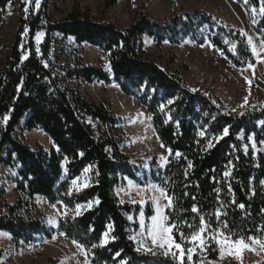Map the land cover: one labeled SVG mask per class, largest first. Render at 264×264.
<instances>
[{"label": "trees", "instance_id": "obj_1", "mask_svg": "<svg viewBox=\"0 0 264 264\" xmlns=\"http://www.w3.org/2000/svg\"><path fill=\"white\" fill-rule=\"evenodd\" d=\"M13 1L0 0V19ZM48 2L41 0L37 8L34 0H20L15 39L0 67V169L16 171L19 196L14 204L4 205L10 215H0V231L25 242L62 232L84 246L92 264H179L164 251L139 248L131 237V229L138 224L129 215L138 212L140 205L121 203L114 191L116 185L131 179L167 189L174 211L167 209L166 214L170 222L181 223L179 231L186 237L198 229L200 216L216 228L219 211L221 222L226 220L229 231L237 234L233 239L240 235L264 238V231H259L264 226V151L259 149L264 140V106L245 110L243 115L228 110L221 101L188 87L178 73L148 58L142 42L144 35L157 42L209 40L235 67H243L255 63L244 35L204 10L179 12L164 20L141 15L119 28L94 20L78 8L54 20ZM238 2L264 40V15L251 11L253 6L259 9L258 0ZM40 30L44 37L37 45L34 37ZM83 43L100 49L109 68L86 62L80 51ZM79 80L114 83L124 94L136 97L150 114L161 143L172 150L166 165L160 167L154 159L149 170L141 171L131 162L120 151L121 139L111 133L124 118L112 113L107 104L86 99L74 86ZM169 99L175 102L161 111L160 105ZM21 123L46 133L52 141L49 149H33L23 141L15 133ZM226 126L228 135L212 139L221 136ZM201 131L205 136L199 135ZM249 136H254L255 149ZM209 140L211 148H207ZM177 151L180 157L175 156ZM189 160L192 167H188ZM86 168L87 187L76 188L71 181L79 179ZM229 169L225 178L223 173ZM36 196L68 206L67 216L60 218L56 229L17 214L34 205ZM96 200L98 204L82 208L75 216V205ZM194 204L199 213L192 212ZM146 213L150 216L152 211L146 209ZM184 221L193 228L183 226ZM105 232L108 242L101 244ZM174 235L180 242L179 235ZM94 244L97 247L92 248ZM183 246L187 249L192 244ZM218 256L213 242L203 254L197 250L193 264H214Z\"/></svg>", "mask_w": 264, "mask_h": 264}, {"label": "rangeland", "instance_id": "obj_2", "mask_svg": "<svg viewBox=\"0 0 264 264\" xmlns=\"http://www.w3.org/2000/svg\"><path fill=\"white\" fill-rule=\"evenodd\" d=\"M19 2L20 0H14L8 4L0 19V67L10 53L15 39ZM48 4L49 15L54 20L62 19L70 10L78 8L82 12H87L94 20L109 21L119 28L126 27L141 15L164 20L179 12L204 10L238 30L247 42L249 37L252 38L253 43L249 47L252 51V47L255 46L256 53L252 51L255 63L251 67L249 65L235 67L209 40L203 43L191 39L180 43L169 41L165 43L144 35L142 42L146 56L162 68L178 73L188 87L221 101L232 112L241 113L264 106V45L253 30L247 12L238 0H49ZM38 32L43 33L39 40L36 38ZM38 32L34 37L37 45L44 37V31ZM80 51L86 62L109 68L106 55L97 47L83 43ZM74 86L89 101L103 102L112 113L124 118L122 123L111 128V133L121 139L120 151L139 166L141 171L149 170L154 159L158 166L166 165L169 157L168 148L161 143L152 126L150 114L136 97L124 94L114 83L103 81L79 80L74 82ZM245 97L248 98V103L241 108ZM93 124L97 125L95 122ZM23 125L24 123H21L15 132L23 141L33 149L37 147L49 149L52 141L46 133L38 127L28 129ZM259 149L264 151V143L260 144ZM161 156L167 159L162 161ZM15 177V170L0 169V215L9 216L8 208L4 205L14 204L19 197ZM88 177L87 170L77 179L74 186L81 188L88 184ZM152 185L158 184L140 185L131 179H125L124 183L114 187V191L121 203L140 205L138 212L129 215L131 222L138 224L137 229H131V237L136 245L144 250L164 251L154 247L147 234L148 226L152 223L151 217L156 214V206L151 202ZM162 203L166 204L167 201ZM33 204L17 210V214L42 220L48 228L56 229L60 218L64 216L62 213L66 212L64 204L60 201L49 202L43 196H36ZM146 209L152 211L150 216H147ZM166 211L167 209L165 214ZM50 218H54L57 223L50 224L48 222ZM73 241L62 232H55L50 238L38 237L32 242L14 241L7 231L1 230L0 264H92L85 248H79ZM251 247H254L255 251L251 248L242 249L239 257L234 254L235 249L232 253L226 249L223 255L219 251L214 264L264 262V250H261L260 245L253 244Z\"/></svg>", "mask_w": 264, "mask_h": 264}, {"label": "snow or ice", "instance_id": "obj_3", "mask_svg": "<svg viewBox=\"0 0 264 264\" xmlns=\"http://www.w3.org/2000/svg\"><path fill=\"white\" fill-rule=\"evenodd\" d=\"M25 3H31L32 0H24ZM41 0H34L35 6L38 8L40 5ZM248 0H245V3H247ZM259 2V9H257L255 6L252 7L251 11L252 13L259 12L260 15H264V0H258ZM28 9L25 8V11ZM253 24H255L257 21L253 19ZM43 35V33L38 32L36 34L37 40ZM167 43V41H165ZM252 38H248V44L252 45ZM262 45H264V40H262ZM234 47V46H233ZM253 53H256L255 46L252 47ZM249 67H251V64H249ZM251 83V81H249ZM175 101L174 99H169L166 104H161L160 109L163 111L167 105L173 104ZM248 103V98H244V103L240 105L241 108H244ZM235 111V109H233ZM244 113L241 112L240 115H243ZM8 117L5 116L4 120H7ZM170 119V117H169ZM229 134V127L226 126L223 128L222 135L219 137L214 136L212 139L218 141L219 139L223 138V136H226ZM201 137L205 136V132L201 131L199 133ZM249 141H251V146L253 149L256 148V142L254 140V136L248 137ZM261 143H264V141H261ZM163 147V145H161ZM212 140H209L207 144V148L213 147ZM247 145H245V151H247ZM169 155L172 154V150L168 149ZM81 155H83L81 153ZM182 154L177 151L175 152L176 157H180ZM160 159L166 160L167 157L161 156ZM188 167H192V161H188ZM88 169L86 168L85 171ZM231 169L226 170L223 173V176L227 178L230 175ZM264 184V181L261 182ZM72 185L77 184V179H73L71 181ZM84 187H87V184L84 185ZM151 190L153 195L151 196V202L155 204L156 206V214L151 217V225L148 226V237L151 239V243L154 247H158L160 249L164 250L165 255H171L174 260H178L179 264H185V259H187L188 264H193V255L199 250L201 254H203L206 249L210 246L211 243H215L217 246V249L220 251L221 255L227 251L229 253L233 252V249H235L234 254L239 257L240 251L242 249H249L255 251L254 247H251L253 244H259L261 247V250H264V239H258L255 236H248L245 237L243 235L238 236L236 239H232L233 236H236L237 234L234 232L229 231L228 223L227 221L221 222L220 215L221 213L217 211L215 213L216 215V228H212L211 223L205 220L204 216L199 217V227L197 230L192 231L190 237H186L185 234L182 231H179L180 227L182 226L181 223H177L175 221L170 222V216L165 214V209L173 210L174 211V203L173 198L168 194L167 189L164 186L160 185H152ZM217 191H219L217 189ZM229 191H231V186L229 185ZM70 194V193H69ZM195 199V198H193ZM162 201H167L166 204L162 203ZM235 201H233L234 203ZM99 203V200H96L94 202L90 201L87 205H81L77 204L75 205V216H79L81 209L84 207L91 208L92 204ZM53 207H56V205H53ZM65 208L68 206L65 205ZM241 209H243L244 205L241 204L239 206ZM193 213H199V209L195 206V204L192 207ZM62 215L67 216V213H62ZM143 215V213H141ZM75 218V217H73ZM50 224L55 225L57 221L54 218H50L48 221ZM183 226L188 227L189 229L193 228V225L188 223L187 221L182 222ZM144 227V225H141ZM259 231H264V226H261ZM174 233L179 235V241L177 242L176 235ZM227 233V234H226ZM104 239L101 241V244H107L108 240V233L105 232L103 234ZM115 239V237H113ZM191 243L192 247H188L187 249L184 248L183 244ZM73 243H76L79 248H83V245H80L77 241H73ZM143 247V244H141ZM97 247V245H92V248ZM139 250V249H138ZM120 253L117 252L116 256H119ZM121 264H127V261H121Z\"/></svg>", "mask_w": 264, "mask_h": 264}]
</instances>
